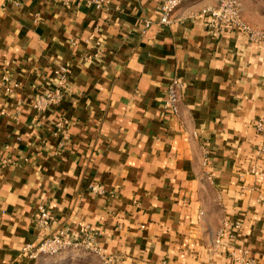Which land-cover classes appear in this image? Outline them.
Listing matches in <instances>:
<instances>
[{"label": "crops", "instance_id": "1", "mask_svg": "<svg viewBox=\"0 0 264 264\" xmlns=\"http://www.w3.org/2000/svg\"><path fill=\"white\" fill-rule=\"evenodd\" d=\"M218 1L188 0L161 25L159 0H0V264L56 262L22 253L41 205L53 231L98 230L120 264H233L237 247L264 264V42L208 33L202 10ZM239 1L264 28V0ZM61 65L63 100L37 109ZM226 222L240 228L219 246Z\"/></svg>", "mask_w": 264, "mask_h": 264}, {"label": "built area", "instance_id": "2", "mask_svg": "<svg viewBox=\"0 0 264 264\" xmlns=\"http://www.w3.org/2000/svg\"><path fill=\"white\" fill-rule=\"evenodd\" d=\"M188 0H159L160 17L159 23L161 25H169L173 22L174 15L177 9ZM63 4L79 5L84 2L90 7L96 9H104L108 7L111 0H62ZM204 16L205 27L210 34H222L228 30L236 29L247 35L252 42H264V28L258 29L249 24L243 17L242 6L239 0H219L216 5L205 7L202 10ZM146 29L149 30L153 26V22L148 20L145 23ZM68 73L69 67L61 65L57 69L56 74L59 76L58 86L45 94L40 95L36 102L37 109L44 110L48 107L59 105L66 94L68 87ZM4 88L12 91L10 81L7 77L3 78L1 82ZM183 87V82L179 79H172L166 90L165 108L173 113L179 111L180 92ZM67 120L56 123L57 131L60 133L66 132ZM257 128L261 131L264 129V118L257 123ZM90 190L96 193H103L104 189L100 185H92ZM54 216L44 206L38 208L36 216V224L42 230L40 238L28 243L22 248L23 256L30 259H36L40 256H54L66 251L74 250H88L101 257L105 264H120L119 257L115 255H106L100 246L98 237L99 231L94 229L89 224H82L78 233L74 234L65 228L53 231ZM237 231L240 228V223L231 224L226 222L217 237L216 244L223 245V238L226 236L230 228ZM232 234H235L233 232ZM224 247V246H223ZM233 264H263L253 257L250 252L243 247H237L232 252Z\"/></svg>", "mask_w": 264, "mask_h": 264}, {"label": "rangeland", "instance_id": "3", "mask_svg": "<svg viewBox=\"0 0 264 264\" xmlns=\"http://www.w3.org/2000/svg\"><path fill=\"white\" fill-rule=\"evenodd\" d=\"M57 257L54 264H105L101 257L88 250L66 251L62 254L50 256Z\"/></svg>", "mask_w": 264, "mask_h": 264}, {"label": "trees", "instance_id": "4", "mask_svg": "<svg viewBox=\"0 0 264 264\" xmlns=\"http://www.w3.org/2000/svg\"><path fill=\"white\" fill-rule=\"evenodd\" d=\"M62 253H64V252H62ZM62 253H60V254H62ZM58 255V254H57Z\"/></svg>", "mask_w": 264, "mask_h": 264}]
</instances>
